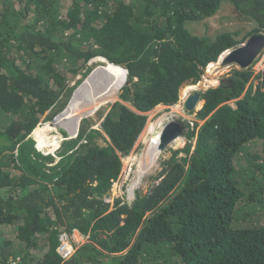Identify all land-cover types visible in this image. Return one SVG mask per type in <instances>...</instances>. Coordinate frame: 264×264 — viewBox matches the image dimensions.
I'll list each match as a JSON object with an SVG mask.
<instances>
[{"label": "trees", "instance_id": "1", "mask_svg": "<svg viewBox=\"0 0 264 264\" xmlns=\"http://www.w3.org/2000/svg\"><path fill=\"white\" fill-rule=\"evenodd\" d=\"M225 2L251 31H192ZM255 33H264V0H0V264H264V224L254 223L264 213V155L254 152L264 145V67H238L202 93L205 123L162 161L148 192L105 200L146 113L177 103L185 83ZM99 56L128 69L122 101L102 122L106 145L91 130L53 166L22 154ZM75 229L88 241L65 260L61 237Z\"/></svg>", "mask_w": 264, "mask_h": 264}, {"label": "rangeland", "instance_id": "2", "mask_svg": "<svg viewBox=\"0 0 264 264\" xmlns=\"http://www.w3.org/2000/svg\"><path fill=\"white\" fill-rule=\"evenodd\" d=\"M253 27H254V24L252 21H249V20H246L243 18L242 19L239 18V14L237 13L235 7L233 6V4H231L229 2H225L222 5V8L214 16L209 17V18H207V19H205L199 23H195L194 25L191 26V28L193 29L192 31L194 33L199 34V35L206 33L207 35L212 36V37H215V35L217 33H220L222 31H226V30L238 31V33H239L238 37H241L242 35L247 34L249 31H251ZM259 64H260V66H259ZM99 65H102V61H100L98 58L96 60L89 61L86 65V67L83 68L82 70H80L79 73L75 76V78L70 82L71 87L72 88L74 86L78 87L79 85L84 83L88 79V76L90 75V73L93 70L100 69L98 67ZM104 65L108 66V67L110 66L107 64H104ZM110 67H112V66H110ZM263 67H264V49H263L260 57L257 58V60L253 63V66L251 69H252V71H254V75H257L260 72V70L263 69ZM209 68H210V70H209ZM236 68L238 69V66L235 64H233V65L232 64L231 65H222L221 59H218L217 61L211 62L205 68L204 73L202 75V79L200 81H198L197 83H193V84L187 82L186 85L191 86L190 84H192V86H199L196 90H201V91L204 90L205 91L210 86L219 85L222 80H224V84H226L227 82L231 81L230 77L233 74L232 71ZM213 78L214 79L216 78V80L218 81L217 84H210V83L203 84L206 81H213ZM253 82L256 85L258 83V79L254 78ZM249 83H248V85H249ZM186 85H183L182 88H184V86H186ZM182 88H181V92H182ZM181 92H180V99L177 101V103L170 105V106L158 105L157 107H155L154 109H152L151 111L146 113L148 115V119L146 121L145 127L143 128V130H142L137 142L135 143L133 149L128 154L124 155L122 172H121L119 178L116 181H114L112 187L110 188V190L108 192V193H110V197H106L107 201L114 203V199L122 198V200L124 202L129 203L135 198L136 193L148 192L150 189V186H152V183L156 182V180L152 179L151 177L154 174H157L162 169V165H161L162 161L170 158L173 150L183 148L186 145V143L189 141V139L187 137V133L190 129H193L195 127V123H198L196 132L199 130L200 126L205 123L206 119H199L198 115H197V112L201 106H199V107L197 106L193 111H189L186 108L183 109V107H182V111L184 113L183 112H182V114L178 113V115H176L175 118L171 117L170 119H165V120L179 121L182 124V126L184 127L183 136H186V140L184 141V143L179 145V147H177L175 149H174V147H170L166 151V155H165V157H163L160 160V163L157 166V169L153 173H151L148 177H146L144 179V181H142L140 186H138L135 189L134 196L131 197L129 188H130V185L133 183L132 181H134V178L136 176V169H137L135 158L141 155V153L145 147V142H144L145 134L150 135L146 131L149 129L151 121L155 122V120L159 119L161 115H163L164 113H168L169 111H171V109L174 106L181 103ZM73 93H74V91L70 95V98L68 96H66L68 98L69 102L64 108L54 109L52 112L48 111L45 113V115L42 117L39 125L34 129V136L33 137L36 140V142L34 144V148H32V147L30 148L31 143L28 141L24 145H22V147H21V153L22 154L29 157L30 154L34 153L37 157H40L41 160L45 161L46 165H49V166L54 165L57 161L58 156L64 154V152L68 146V144L66 142H69L72 140V138L69 137L70 135L67 133L66 129H64L62 127H57L56 130H52L50 132L51 135L53 136V142L59 143V145L55 151H46L43 148L39 147L40 136L38 134H39V129L44 127L45 123H47V122L52 123L53 121H55V116H57L59 114L61 115L64 112V110L69 106V104L71 102V99L73 97ZM120 93H121V90H119L118 97H117L118 99L116 98L114 101H112L113 103H115L116 101H122L119 97ZM243 96H244V94L241 95L239 97V99H241ZM236 101H237V99H233V100H230L228 102L233 107H236ZM112 102L108 103L107 106H105L98 113V115L95 116L92 114V115H87L85 117L80 118L79 132H78L77 136L73 139H77L78 135L82 131L88 132L91 130H99V131H102V135H99L96 138V140L100 145H106V139L108 137L105 134V132L102 130V122L104 120V117L110 111L111 106H112ZM125 103L131 107L130 103H128V102H125ZM200 104L202 105V103H199L198 105H200ZM131 108H133V107H131ZM184 116H186V117H184ZM189 117H190V119H189ZM63 131L66 133H64ZM196 139H197L196 136L191 139L192 140V150L195 147ZM81 140H82V138L77 142L75 147H78ZM263 147H264V145L262 144V147H257L254 150V152L255 153L260 152L261 155H264V148ZM181 155H183V154L181 153L179 156H181ZM51 157H54V159L52 161H48V158H51ZM43 158H46V160H44ZM129 198H131V199H129ZM261 214H262L261 219L256 218V220L260 219V221L254 222V223H257V225H263L264 224V213H261ZM64 240H66L67 242L74 243V246L77 249L80 245L87 242L88 238L80 236L79 231H75V233L71 236H68V235L62 236L61 237V243Z\"/></svg>", "mask_w": 264, "mask_h": 264}, {"label": "bare ground", "instance_id": "3", "mask_svg": "<svg viewBox=\"0 0 264 264\" xmlns=\"http://www.w3.org/2000/svg\"><path fill=\"white\" fill-rule=\"evenodd\" d=\"M99 60L102 61V65L98 66L100 69L96 70L99 72V74L94 77L93 80L85 81V85L83 84L84 89L77 99L75 97L68 110L57 117L52 123L47 122L45 123L44 127L39 129V147L46 151H55L59 143L53 142V136L50 133L52 130H56L57 127H62L70 132V138H75L79 132L80 118L92 114L95 116L98 115V113L105 106H107L108 103L114 101L118 97L119 90L121 89L122 83L125 79V69L109 61L108 63L103 59ZM104 64L110 65L112 67L105 66ZM207 83L211 84V81H206L203 84ZM198 87L199 86L192 85L184 86L181 92V103L174 106L168 113L161 115L159 119L155 120V122L151 121L149 129L146 131L150 135L145 134L144 136L145 147L141 155L135 158L137 169L134 181H132L133 183L129 188L131 197L134 196L135 189L140 186L146 177H148L157 169L160 160L166 155V151H159L161 144L160 129L162 127V123L167 121L165 119H170L171 117L175 118L178 113L182 114V107L184 109V101L186 97L193 89H197ZM199 106H201V104L198 105V107ZM184 140L185 139H182V136H180L174 142H172L170 147H174L175 149L184 143Z\"/></svg>", "mask_w": 264, "mask_h": 264}, {"label": "water", "instance_id": "4", "mask_svg": "<svg viewBox=\"0 0 264 264\" xmlns=\"http://www.w3.org/2000/svg\"><path fill=\"white\" fill-rule=\"evenodd\" d=\"M263 49H264V33H255L251 35L244 44L229 50L222 57V65L236 64L240 68H247L255 62V60L262 53ZM95 71L96 69L90 73L87 80H93V78L99 74V72L97 71L94 74ZM127 75H128V69H125V79L122 85L127 80ZM83 84L85 85V82L79 85L74 90L73 97L71 99L70 104L73 102L75 97L77 99L79 95L81 94L82 90L84 89ZM219 85H224V80H222ZM201 93H202L201 90L191 91L184 101V108H186L189 111H193L198 106V104L201 102H202V105H201L202 107L205 100L201 99V96H202ZM69 106L64 110L63 113H65L68 110ZM57 117H59V115L55 116V119ZM68 133L70 132L68 131ZM183 133H184V127L179 121L169 120L165 122L164 124H162V127L160 129L161 144H160L159 151L160 152L167 151L170 148L172 142H174L177 138L182 136ZM99 195L103 196L102 194H99ZM106 197H110V193H107Z\"/></svg>", "mask_w": 264, "mask_h": 264}, {"label": "clouds", "instance_id": "5", "mask_svg": "<svg viewBox=\"0 0 264 264\" xmlns=\"http://www.w3.org/2000/svg\"><path fill=\"white\" fill-rule=\"evenodd\" d=\"M244 43H245V42H244ZM244 43H242V44H244ZM242 44H240V45H242ZM240 45H239V46H240ZM237 47H238V46H237ZM233 48H235V47H233ZM233 48H229V49L225 50V51L219 56L218 59H221V60H222V57H223V56H224L229 50H231V49H233ZM262 51H263V50H262ZM260 55H261V54H260ZM99 57H103V56H99ZM99 57H95V58L91 59L90 61H92V60H96V59L99 58ZM103 58H105V57H103ZM105 59L108 60L107 58H105ZM108 61H109V60H108ZM109 62H110V61H109ZM111 63H112V62H111ZM113 64H114V63H113ZM116 65H117V64H116ZM208 65H209V64H208ZM208 65H207V66H208ZM232 65H233V64H232ZM235 65H236V64H235ZM119 66H121V67H123L124 69H126V68H125L124 66H122V65H119ZM238 67H239V66H238ZM127 78H128V75H127ZM126 81H127V80H126ZM126 81H125V83H126ZM125 83H124V84H125ZM124 84L121 86V88L124 86ZM192 84H193V83H192ZM192 84H190V85H192ZM184 85H186V83H185ZM216 86H219V85H216ZM216 86H210V87H216ZM210 87H208V88H210ZM208 88H207V89H208ZM207 89H206V90H207ZM120 90H121V89H120ZM193 90H196V89H193ZM193 90H192V91H193ZM206 90H205V91H206ZM180 92H181V91H180ZM203 92H204V90L202 91V93H203ZM202 93H201V94H202ZM179 99H180V97H179ZM201 99H202V96H201ZM202 100H203V99H202ZM112 104H113V103H112ZM161 105H164V104H161ZM168 106H170V105H168ZM59 115H60V114H59ZM104 118H105V117H104ZM167 121H169V120H167ZM167 121H165V122H167ZM165 122H164V123H165ZM164 123H162V124H164ZM161 126H162V125H161ZM67 133H68V131H67ZM68 134L70 135V133H68ZM123 157H124V156H122V162H123ZM61 158H62V155L58 156L56 163H58V161H59ZM56 163H55V164H56ZM55 164H54V165H55ZM51 166H53V165H51ZM122 167H123V166H122ZM106 194H107V193H106ZM105 200H106V195H105ZM106 201H107V200H106ZM107 202H109V201H107ZM110 203H111V202H110ZM112 204H113V203H112ZM75 231H79V230L75 229L73 232L75 233ZM74 233H72V235H73ZM79 233H80V236H83V237L88 238L87 236H85L84 234H82L80 231H79ZM62 236H67V234H63ZM70 236H71V235H70ZM74 248H75V246H74ZM75 251H76V248H75ZM75 251L73 252V254L75 253ZM73 254H72V255H73ZM60 255H61V254H60ZM72 255H71V256H72ZM61 256H62V255H61ZM71 256H70V257H71ZM70 257H68V258H63V259L66 260V259H69Z\"/></svg>", "mask_w": 264, "mask_h": 264}, {"label": "built area", "instance_id": "6", "mask_svg": "<svg viewBox=\"0 0 264 264\" xmlns=\"http://www.w3.org/2000/svg\"><path fill=\"white\" fill-rule=\"evenodd\" d=\"M64 241H62V243L60 244L58 251L60 252V254L62 255L63 258H68L75 251L74 243L67 242L66 240H64Z\"/></svg>", "mask_w": 264, "mask_h": 264}, {"label": "flooded vegetation", "instance_id": "7", "mask_svg": "<svg viewBox=\"0 0 264 264\" xmlns=\"http://www.w3.org/2000/svg\"><path fill=\"white\" fill-rule=\"evenodd\" d=\"M183 138L186 140V137L182 135V139H183ZM185 140H184V141H185Z\"/></svg>", "mask_w": 264, "mask_h": 264}]
</instances>
